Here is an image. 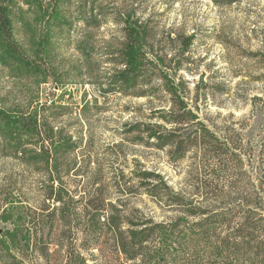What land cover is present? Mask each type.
Wrapping results in <instances>:
<instances>
[{
    "label": "rangeland",
    "instance_id": "1",
    "mask_svg": "<svg viewBox=\"0 0 264 264\" xmlns=\"http://www.w3.org/2000/svg\"><path fill=\"white\" fill-rule=\"evenodd\" d=\"M13 6L15 39L28 53H50V62L48 73L41 71V75L30 76L13 64L0 37V101L5 108L17 113L38 99V103L54 100L65 106L54 112L55 129L64 130L78 142L66 159H76L82 165L88 160L89 176L97 168L100 170L98 183L87 190L101 184L107 193L106 201L123 209L128 217L133 214V222L162 227L161 246L156 244L155 257L148 258L145 264H188V259L209 264L212 259L202 254V244L197 247L196 258H190V248L197 243L195 238L201 230L210 232L216 211L236 203L223 207L216 203V207L208 208L209 214L186 215L206 208L205 198L192 196L195 191L189 186L193 154L187 152L172 166L166 150L146 144L144 131L148 124L157 121V109H168V104L162 102L168 95L160 91L157 100H149L108 87L115 67L107 58L123 40V20L142 23L163 46L167 61L172 58L166 75L180 82L182 92L191 105L195 104L199 115L208 119V124L227 126L239 133L253 147L252 154H240L241 157L256 161L259 146L264 143V0H63L61 22L53 16L55 13L44 16L37 7L18 1ZM167 36H191L192 44L184 53ZM35 60L41 63L38 58ZM155 82L157 86L158 80ZM255 96L261 100L254 102ZM257 118L260 122L256 125ZM137 125L143 132L140 136ZM210 166L215 167L214 163ZM246 166L250 183L238 194L258 203L248 207L255 214H239L250 215L264 234V181L260 180L264 172L258 171L257 164ZM142 171L161 176L175 194L159 197L153 192L155 183L151 181V186L142 187L140 184L145 181L138 178ZM121 174L126 185L119 189L113 182ZM78 177L69 176L70 188L78 183ZM44 178V170L26 167L19 159L0 151V213L3 198L17 202L9 211L10 221H0L1 228L11 229L17 222L25 235L28 229L34 235L37 220L51 217L43 210L45 199L40 187ZM82 182L78 187L81 191L85 190ZM241 208L245 210L243 205ZM198 237L202 240L207 236ZM22 258L34 257L24 253ZM49 259V264H64L66 260L63 251ZM36 260L42 263L41 259ZM87 263L92 264L90 260Z\"/></svg>",
    "mask_w": 264,
    "mask_h": 264
},
{
    "label": "trees",
    "instance_id": "2",
    "mask_svg": "<svg viewBox=\"0 0 264 264\" xmlns=\"http://www.w3.org/2000/svg\"><path fill=\"white\" fill-rule=\"evenodd\" d=\"M16 1L37 7L44 16L55 13L53 16L61 22L64 20L60 6L63 0H0V37L8 48L13 64L28 71L30 76L41 75V71L48 73L50 53H28L15 39L12 15L13 2ZM128 19L123 20V40L118 50L111 52L107 58V62L115 67L109 77L108 87L112 86L125 95L143 96L149 100H157L160 91L168 95L166 100H162L164 105L168 104V109H157L154 114L157 121L148 124L144 131L146 144L157 150H166L172 166H176L187 152H192L194 160L188 172L192 180L189 186L195 191L192 196L205 198L206 208L186 212V215L209 214L208 208L216 207V203L220 207L236 203L234 207L221 208L218 212L212 210L216 211L212 228L210 232L206 228L199 230L195 238L197 243L190 248V258H196L199 251L197 247L202 244V254L212 259L209 264H264L261 262L264 260V239L261 238L264 234L259 232L250 215L239 214L240 211L255 214L256 211L248 207L258 202L238 194L242 187L250 183L246 165L252 168L257 164L258 171L264 172V143L259 146V158L256 161L241 157L240 154H252L251 144L246 140L244 142L240 134H235L230 127L217 126L213 122L209 126V120L199 115L195 104L191 105L187 94L182 92L180 82L166 75V69L169 68L167 64L172 58L167 61L163 46H159V41L148 33L142 23L134 20L130 22ZM167 38L179 45L184 53L190 48L193 39L191 36ZM36 58L45 65L38 64ZM178 69L174 67V70ZM38 100L17 113L5 108L3 101H0V151L19 159L26 167L45 171L40 188L45 199L43 210L51 217L37 220L34 235L29 229L25 235L17 222L13 223L11 229L0 227V264H38L36 258L42 260L41 264H49V258L60 251L65 254L64 264H88V260L92 264H111L112 261L113 264H145L148 258L155 257L156 244L161 246L162 227L148 226L144 221L133 222V214L128 217L127 212L122 213L123 209H116L110 201H106L107 193L101 184L87 190L98 183L99 168L93 176H89L88 160L82 165L76 159H66L78 147V142L64 130L55 129L54 112L59 108L65 109V106L54 100H41L40 103ZM253 100L256 102L261 98L255 96ZM253 106L255 108V104ZM254 122L259 124L260 118ZM136 129L140 136L143 132L139 125ZM211 163L215 167L210 166ZM70 175L75 179L80 176L78 183L72 186L74 188L69 186ZM138 178L145 181L140 184L142 187L151 186L149 181L155 183L152 189L159 197L175 194L154 172L142 171ZM226 178L229 180L224 182ZM261 179L264 181V176ZM80 181H83V191L78 189ZM113 183L117 188H122L126 185L125 176L121 174ZM2 201L4 206L0 221L7 222L12 218L9 211L17 202L12 198H3ZM180 203L185 204L183 200ZM202 234L207 236L206 239H199L198 236ZM24 253L34 258H22ZM226 258L231 261H224ZM188 264L202 263L188 259Z\"/></svg>",
    "mask_w": 264,
    "mask_h": 264
}]
</instances>
